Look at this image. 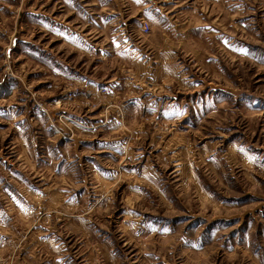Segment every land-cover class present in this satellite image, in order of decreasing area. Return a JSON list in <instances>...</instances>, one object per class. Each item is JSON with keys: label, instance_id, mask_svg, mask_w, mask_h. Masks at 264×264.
Returning <instances> with one entry per match:
<instances>
[{"label": "rangeland", "instance_id": "1", "mask_svg": "<svg viewBox=\"0 0 264 264\" xmlns=\"http://www.w3.org/2000/svg\"><path fill=\"white\" fill-rule=\"evenodd\" d=\"M0 264H264V0H0Z\"/></svg>", "mask_w": 264, "mask_h": 264}]
</instances>
